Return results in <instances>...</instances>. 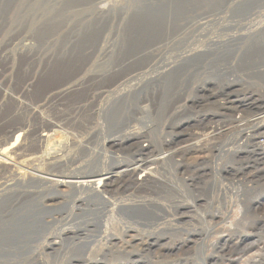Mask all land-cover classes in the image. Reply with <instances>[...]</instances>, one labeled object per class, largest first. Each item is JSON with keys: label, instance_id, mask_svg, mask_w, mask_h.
Listing matches in <instances>:
<instances>
[{"label": "bare ground", "instance_id": "1", "mask_svg": "<svg viewBox=\"0 0 264 264\" xmlns=\"http://www.w3.org/2000/svg\"><path fill=\"white\" fill-rule=\"evenodd\" d=\"M102 1L91 0L88 5L92 4V10L103 14ZM167 3H162V9H155L152 14L153 10L147 12L143 19L142 13L158 2L147 0L133 4L141 15L138 14L137 19L141 21L138 20L137 28L129 37L134 46H126V49L124 37L121 43L118 41V30L109 39L101 27L96 33L93 30L91 34L87 33L80 44L79 41L72 43L74 36L70 38L67 34L59 42V34L71 26H66V12L74 10L77 4L69 5L62 14L46 20L42 19V11L40 15L31 14L21 29L0 32V114L6 105L11 106L0 116V264H48L49 258L62 257L70 252L79 258L83 254L80 259L85 264H97V259L85 258L84 252L95 253L106 243L116 247L117 253L124 254L131 253L133 245L139 244L141 250H150L152 246L161 244L160 237L155 236L156 231L145 232V236L139 235L142 232L133 233L135 224L131 223L154 224L155 210L162 206L157 199H147L142 195L158 194L162 197L163 193L177 189L175 181L161 177L167 162H173L181 176L184 172L190 175V170L195 168L191 166L193 163L189 165L191 157L210 153L225 132L235 131L239 137L249 139L246 141L253 145L254 159L264 165V140H259V137L264 139V48H261L264 41L258 39L264 36V14L260 10L264 1H228L219 11L226 13L223 17H215L218 14L214 13L204 14L200 21L206 20L195 24L206 25L211 21V24L225 25L229 31L236 28L237 32L209 37L204 47L186 46L188 49H182L181 33L185 29L184 23L194 22L197 13L188 6L179 8L181 17H178L177 26H173L170 25L171 19L178 15L179 10ZM15 5V9L20 8L15 3L8 10H14ZM227 12H231L229 16ZM188 18L190 20L187 21ZM40 19L42 21H38ZM34 25L35 30L30 31ZM251 45L256 46V51L244 61L246 65L241 69L246 72L241 73L247 77L256 76L261 88L248 97L236 99L231 93L236 92L233 84L239 82L238 72L234 73L237 67L230 65V72L235 74L231 78L232 74H226V68L216 66V63L226 52L237 53ZM175 48L176 53H171ZM249 64L253 68H249ZM205 68L209 69L205 71ZM200 69L201 73L196 72ZM62 72L66 75L62 82L39 96L34 95L35 79ZM197 74L201 75L199 79L202 77L201 94H196L188 104H178L189 79L194 75L198 77ZM224 75L228 76L227 81L219 82ZM214 79L222 85L220 89L216 87L218 91L207 85ZM184 82L187 83L184 85ZM188 89L191 86L188 85ZM173 91L177 97L172 108ZM80 94L82 96L77 97ZM201 98L210 101L203 102ZM206 104L213 105L214 113L219 117L192 116L187 126L193 135L182 137V130L176 135L172 129L175 123L166 124L170 128L169 135L166 134L162 140L160 138V142L153 134V123L166 119L177 109L181 116L189 108ZM224 118L227 120L225 124ZM9 120L14 122L9 124ZM89 124L94 126V130L88 135L86 133L85 138L80 136L78 139L79 134L71 133ZM107 132L110 134L99 141V136ZM194 172L188 183L193 184L201 176ZM121 193H128V196L119 199ZM235 196H240L238 190ZM173 203L174 211H179L181 206L188 207L182 202ZM221 205L224 208V204ZM136 209L147 216L130 212ZM89 226L95 227V233L85 235ZM118 228L121 231L115 234L117 236L108 234L109 230L117 231ZM69 234L84 236L77 242L72 239L64 249L57 247ZM238 237L239 240L247 238ZM15 242L21 245L17 247ZM170 246L176 250L181 248L178 243ZM21 247L27 249L23 254L19 253ZM262 249L264 243L259 247L261 259ZM225 250L224 246L218 248L222 254ZM233 262L234 259H230L226 264ZM70 263L74 262L68 260L64 264Z\"/></svg>", "mask_w": 264, "mask_h": 264}, {"label": "rangeland", "instance_id": "2", "mask_svg": "<svg viewBox=\"0 0 264 264\" xmlns=\"http://www.w3.org/2000/svg\"><path fill=\"white\" fill-rule=\"evenodd\" d=\"M89 1H91V0H0V32L2 31V33H7V31H9V33H10V32L17 31L18 28L21 29L22 27H24L23 24H24L26 18L32 17L31 14L37 13V15H40L42 13V15L44 16L42 19L46 20L47 17H53V16L56 17L59 14H62L65 10L68 9L69 5L77 4V6L75 5L74 10H69L68 11L69 13L66 12V16L69 18V19L67 18L68 23L66 24V26H69V25H71V26L68 27L69 29L67 27H65L63 29V30L66 29L65 31L62 30V32L58 36L59 42L62 41L63 37L65 38V35L67 34L70 38L74 36L72 43L74 42V44H75L76 42L78 43V41H79L78 44H80V42H82V40L85 39V36L87 37V33L90 32V34H91L92 30H93L92 32L96 33V30L100 29V27H101V29L105 30L106 37H108L109 39H111L112 36L115 35L114 34L115 30H118V37H119L118 39L119 40L118 39L117 40L119 41V43H121L120 40H123V37H124V41L126 44L124 49L127 48L126 46H128V47L134 46L132 41H129L130 40L129 37L131 34H133L134 28H137L138 20H140V19H137L139 13H138L137 9H135L134 5H135V2H137V3H138V1L139 2H146L147 0H103L102 3H100V6H103L102 9H103L104 15L96 12L97 10H92L93 5L92 4H91V6L88 5ZM148 1L158 2V4L157 5H150L148 7V9H146L142 13V16L139 14L141 16V19H143L144 18L143 16H145L147 14V12H149L151 10H153L151 12V14H152L154 11L162 9L161 5H164L162 3H166V2H168L167 4H170L173 7L178 8L177 10H179L178 15L175 16V18L171 19L170 25L177 26V23L179 22L178 17L179 18L181 17L180 11H182L179 8H185L186 6H188L190 9L194 10L195 13H197L195 18L193 19V20H195L194 22L193 21H191V22L189 21L188 23L185 22L184 23L185 29L182 27V30L184 29L183 30L184 32L181 33V35L183 36V43L181 44L182 49H184L186 46H188V48H190V47L191 48H196V47L202 48V47H204L203 45L207 44V40L209 37L210 38H214V36L215 37H221V36L226 35L227 33L229 34V32H233V33L237 32L236 28L229 31L225 28V25L220 26V25H216V24H211V21H209L206 25H204L203 23H200L201 24V25L199 24L200 26L198 24H195L196 21L202 22V21L206 20V19H201V21H200V18L205 16L204 14L209 15V14L214 13V14H218L215 17H218V16L223 17V15H225L226 13H219V11L222 10L225 2H228V1L229 2L230 1L236 2L237 0H148ZM238 1H240V0H238ZM253 1H255V0H253ZM257 1H260V0H257ZM33 2H34V4H33ZM250 2H252V0H250ZM15 3H18V6L20 8L15 9L16 8V5H15L14 10L13 9H11V11L8 10V7L10 5H12V7H13ZM5 4H6V6H5ZM255 5L254 6L252 5L253 8L255 7ZM76 8H77V10H76ZM83 8L85 9L84 11L82 10ZM79 9H81L82 11ZM255 9H257V8L255 7ZM30 10L33 13L32 12L29 13ZM260 10H261V13L264 14V6ZM26 11H28V12H26ZM27 13H29V14H27ZM227 13L229 16V14L231 12H227ZM66 16H64V17H66ZM12 17H13V19H12ZM35 17H36V14H35ZM215 17H213V18H215ZM11 19L12 20L15 19L14 22L11 21ZM22 19H24V20H22ZM42 19H40L38 21H42ZM20 20H21V22H20ZM186 20L188 21V20H190V18H188ZM62 21H65V20H62ZM2 22L4 25L2 24ZM10 22H12L13 25H12V23L10 25L9 24ZM119 22H121V23H119ZM192 23H194V25H192ZM5 24H7V25H5ZM17 25H18V27H17ZM35 26L36 25L30 27V31L35 30ZM104 27H106V28H104ZM109 29H111V30H109ZM162 34H164V30H163ZM162 34L160 33V36H163ZM76 35H78L77 36L78 38L76 37ZM154 36H156V35H154ZM184 36H185V38H184ZM156 37H158V35ZM171 37H172V35H170V38ZM164 38L166 39V36H164ZM185 39L187 40V42ZM258 39L264 41V36L261 38H258ZM134 42L136 43V40H134ZM72 43L70 42L69 46ZM186 43H187V45H186ZM123 45H124V43H123ZM116 47H118V46H116ZM250 47L248 49L243 47L242 50L239 51L240 53L239 52H237V53L232 52V53L228 54L226 52L224 54V56L221 57V59H218V60H220V62L216 63V66L225 67L226 72L225 71L224 72L226 74H229V73L232 74L231 78L234 77L233 76V75H235L234 73L238 72L237 78H238L239 82H238V84H233L234 87L232 85V87L236 89V92L231 93L232 97H235L236 99H241L240 97L245 98V96L248 97L250 94H253V92L257 91V89L261 88L260 84H259L260 88L258 87V80H257L256 76H249L248 75V77H247V75L244 76L241 73V72H246V70L244 71L241 69V68H244L243 66L246 65V64H244V61L247 58H249L248 56L251 53L256 51V49H254L256 46L251 45ZM261 48H264V44L261 45ZM176 49L177 48H175L173 50V52H171V53H173V54L176 53V52H174ZM122 51H125V50H122ZM217 64H219V65H217ZM230 65H233L234 68L237 67L235 69L234 73L230 72V70H231ZM249 66H251V65L249 64ZM249 68H253V66H251ZM202 69L197 70L196 72L201 73ZM207 69H209V68H207ZM207 69L205 68L204 70L206 71ZM195 75H194L195 79L193 78V76L189 79L188 84L186 85V90H185L183 96L181 97V101L178 104H182V105L184 103L188 104L189 100H191L193 97H196V94H197V96H198V94L199 95L201 94L200 93V89H201L200 86L202 85L201 84L202 83V81H201L202 77H201V79H199V77L201 75L197 74V75H199L198 77ZM64 76L66 77L65 73L62 72V73H57V74L44 75L41 79H39L37 81L35 79V82L37 84L35 85L36 87L34 90V95L39 96L46 89L53 87L56 84L62 82L65 79ZM208 76L209 77H215V79H219L212 74H208ZM226 78H228V76L224 75L223 77H221V80L220 81L218 80V81L219 82L223 81V83H225V81H227V80H225ZM20 79H21V77H20ZM20 79H19V81H20ZM215 79L212 80L211 82L207 83V85L209 87L210 86L213 87V91H218V89H220V87L222 85H220L219 82ZM186 83L187 82H184V85ZM188 85L191 86L190 90L189 89L187 90ZM216 87L217 88L219 87V88L217 89ZM254 89H256V90H254ZM171 94L173 95V97H172L173 99H172V101H170V104L172 103V108H173V104H174L173 100L175 97H177V95H175L176 93L174 91ZM262 95H264V94H262ZM80 96H82V95L81 94L77 95V97H80ZM103 97L106 98V96H104V95H103ZM200 100L203 102L207 101L205 98H201ZM209 101H207V102H209ZM208 105L206 104L205 106H202V107L195 106V107H193L194 109H192V108L187 109L188 108L187 107L186 113H184L182 111L183 113L181 116L177 114V112H181V111H178V109H177L176 110L177 112L175 111L171 116H167L166 119L163 118V119H160L161 121L159 123H155V124L153 123V126L155 125V127H154L155 129L153 130V134L155 135V137L157 136L156 138H158L159 142H160L164 137L166 138V134L169 135L168 130L170 128L166 127V124L168 125L169 123H173V124L175 123L173 125L172 129L175 130L176 135L178 134L177 131H179V130L183 131V132H181L182 137L187 138L188 136L193 135L188 130L191 128H190V126H187L189 124L187 121L191 120L194 116H199V115L205 114L206 116H210L213 119H215V118L217 119L219 117L217 114L214 113L213 105H209V106ZM9 107H11V106L6 105L4 110H3V114H0V116L4 115V113L8 112L10 110ZM213 113H214V115H213ZM224 120H226V119L224 118ZM13 122H14V120H11V121L9 120V124H11ZM226 122H227V120L223 123L225 124ZM92 126H93L92 124H89L86 127L81 128L82 130L78 129L75 132L73 131L71 133H74L76 135L79 134L78 139L85 138L86 133L88 135L90 132H92V130H94V126L93 127ZM88 128H89V130H88ZM80 131H81V133H80ZM193 131L196 132L195 129H193ZM230 132H228V134H227V132H225L224 133L225 135L221 136L218 139V141L216 142V148L214 150L211 149L212 152L211 151H210V153L207 152V154L204 153V155L199 153L198 157H197V154H194L195 156L193 155V157H191L189 165L191 163H193V164H191V166H194L196 168V170L193 167L194 169L190 170V172L188 174L194 175V173H195L194 171H197L201 174V176L198 174L199 176L194 182H192L193 184L188 183V182H190V179H191L190 175H187L184 172V174H182V176H181V173H179L178 170H176L175 164L173 162H171V163L167 162V164L165 165L164 172L161 174V177L162 178L167 177L168 180H171L173 182L175 181L174 183H175L177 189L170 190L166 193H163L162 197H161V195L159 196L158 194H156V195L155 194L142 195V196H145V198H147V199L148 198L157 199L159 201L158 203L159 204L161 203L162 206L160 205V207H158L155 210L157 212V217L154 219V221H155L154 224H152V225H141L139 223H131V225L135 224L134 225L135 227L133 226L134 228L132 229L133 233L142 232V233H139V235L143 236L145 232H150V231L155 232L156 231L155 233H157V234H155V236L160 237L161 244H157V245L152 246L150 250H143V249L141 250V248H142L141 245H139V244L136 245V242H135L134 244L136 246L133 245V247H131V249H130L131 253H128V254L125 253L127 255L126 256L124 253H117L116 247H112L111 244L106 243L103 245L102 250L99 249L95 253L94 252L88 253L89 251H87L86 253L84 252V255H85L84 257L87 259L92 258L91 260L97 259V262H98L97 264H226L230 259H234V262L232 264H241V263L242 264H251V263L256 264V262H257V264L258 263L264 264V254H263L264 249H262L263 251H261V256L263 258L261 259V257L259 256L260 255L259 247L261 246V243L262 244L264 243V165L261 164V161L254 159V155H252V153H254L252 150L253 145L251 142H249L250 141L249 139H246L244 137H239L238 133L235 131H230ZM196 133H198V132H196ZM68 134H66V135L68 136ZM109 134H110L109 132L101 134L99 136V141H100V139H104L105 137H107ZM80 136H81V138H80ZM236 137L237 138L239 137V138L235 139ZM68 138L71 141L73 139L70 134H69ZM160 138H161V140H160ZM246 140H249L248 141L249 143H247ZM259 140L263 141L264 139H263V137H259ZM240 143L243 144V147ZM233 151H235V152H233ZM236 152H239L238 155H236ZM196 160L198 162H196ZM201 160H203V161H201ZM253 161H254V163H253ZM6 162L8 163L9 161L7 160ZM203 162H205V163H203ZM242 168H243V170H241ZM251 170H253V171H251ZM236 172L240 176L236 177V175H238V174H236ZM241 173H242V175H241ZM240 177H242V180H239V179H241ZM236 190H238L240 193V196L238 198L235 196ZM119 195L120 196H118V198L121 199L123 197H127L128 193H121ZM157 197H159V198H157ZM173 201L182 202V203L188 205V207L184 208V206H181L179 208V211L178 210L174 211L173 205H175V204L173 203ZM186 202H188V203H186ZM190 203H191V205H190ZM222 203L224 204V208L221 205ZM129 210H126V211L123 210V212H125V213H130V212L136 213L137 216H147L146 213H144L143 211H141L139 209L132 210L130 212H129ZM176 217H177V219H176ZM54 228H55V226L52 228V230ZM136 228L138 230H136ZM112 230L113 231L109 230V233H108L109 235H115V234L118 235V232L121 231L120 228H118L117 231L114 229H112ZM142 230H144V231H142ZM93 233H95V227L89 226L88 232L85 235H87V234L90 235ZM78 235L77 234H73V235L69 234L66 237V239L63 240L61 245H59V246L56 245V246L64 249V247L69 245V243L72 239L76 240V242H77L79 239H81L84 236L83 234H78ZM117 235H115V236H117ZM239 235H241L242 238H243V236L247 237V238H245L243 240H239L240 239V237H238ZM58 241H59V239H57V242ZM40 243L42 244V242H40ZM172 243H178V246H181V248L177 249V250L175 248H172L170 246ZM15 244H17L16 245L17 247L21 245V243H19V242H15ZM223 246L226 247V250L222 254V253L218 252V248L223 247ZM138 247H140V248H138ZM105 248L110 250V251L106 252ZM182 248H183V250H182ZM232 248L237 249V250L233 251ZM23 249L21 247V249L19 251L20 254L25 253L27 250L26 248H23ZM162 252H164V254ZM254 253H255V255H254ZM216 254H218V255H216ZM71 255H72V258H71ZM73 255H75V253L73 254L70 252V253L65 254L62 257L61 256H59L57 258L51 257V258H49L48 264H50V263L51 264H64L68 260H70V261L72 260V262H74V263H70V264H79V263L85 264L81 260L82 259L81 256L83 254H81V256H80L81 259L79 258L78 255H76L74 257H73ZM222 256H224V257H222ZM105 257H107V258H105ZM59 260L61 261L60 263L58 262ZM202 261L204 263H202Z\"/></svg>", "mask_w": 264, "mask_h": 264}]
</instances>
